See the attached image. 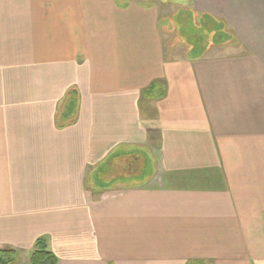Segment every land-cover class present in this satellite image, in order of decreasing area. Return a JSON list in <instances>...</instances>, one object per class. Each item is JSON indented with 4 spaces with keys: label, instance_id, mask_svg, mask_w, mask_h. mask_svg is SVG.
<instances>
[{
    "label": "crops",
    "instance_id": "0c3cea01",
    "mask_svg": "<svg viewBox=\"0 0 264 264\" xmlns=\"http://www.w3.org/2000/svg\"><path fill=\"white\" fill-rule=\"evenodd\" d=\"M166 2L234 39L189 57ZM41 236L57 264H264V0H0V249Z\"/></svg>",
    "mask_w": 264,
    "mask_h": 264
},
{
    "label": "trees",
    "instance_id": "16d2710c",
    "mask_svg": "<svg viewBox=\"0 0 264 264\" xmlns=\"http://www.w3.org/2000/svg\"><path fill=\"white\" fill-rule=\"evenodd\" d=\"M179 35L185 40L188 55L191 58L200 57L210 44L223 45L225 41L234 39V35L224 28L221 20H216L208 14H198L193 10H180L176 15ZM145 92L150 96L161 98L163 88L157 82H151ZM67 106L73 100L67 98ZM70 102V103H69ZM16 252L11 248L0 249V264H14ZM58 258L49 249L48 241L41 236L36 238L29 253V264H57Z\"/></svg>",
    "mask_w": 264,
    "mask_h": 264
},
{
    "label": "rangeland",
    "instance_id": "374dc122",
    "mask_svg": "<svg viewBox=\"0 0 264 264\" xmlns=\"http://www.w3.org/2000/svg\"><path fill=\"white\" fill-rule=\"evenodd\" d=\"M144 1L149 2L150 0H144ZM166 4H167L166 10H169L166 15L170 17L171 22L168 21L169 19H166V16L165 17L162 16L160 23L161 26L164 27H169V24L172 26L171 27L172 30L170 31V33L167 34L165 38L166 43H168L169 40L172 41V42L170 41L171 43H176L177 41L182 40V37L179 35V30H178L179 28H178V22L176 21V15L180 10H185V9L189 10L190 7L186 5V7H182V8L179 7L180 8L179 10L178 7L176 5H173L171 2H166ZM162 30L164 29L162 28Z\"/></svg>",
    "mask_w": 264,
    "mask_h": 264
}]
</instances>
